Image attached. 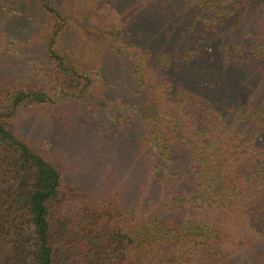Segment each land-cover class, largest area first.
<instances>
[{"label": "trees", "instance_id": "16d2710c", "mask_svg": "<svg viewBox=\"0 0 264 264\" xmlns=\"http://www.w3.org/2000/svg\"><path fill=\"white\" fill-rule=\"evenodd\" d=\"M0 13L24 25H1L11 53L15 36L44 54L39 77L0 82V264H264V0H0ZM62 100L83 120L70 109L34 146L20 110ZM64 130L96 142L89 162L62 157Z\"/></svg>", "mask_w": 264, "mask_h": 264}, {"label": "rangeland", "instance_id": "374dc122", "mask_svg": "<svg viewBox=\"0 0 264 264\" xmlns=\"http://www.w3.org/2000/svg\"><path fill=\"white\" fill-rule=\"evenodd\" d=\"M2 5V1H1ZM1 25L7 30H17L23 29V23L11 17H2L0 13V82L4 83L5 79L13 74L22 73L28 79H34L39 77L44 71L39 70L44 68L42 62H44L43 50L37 48L35 45H28L25 41H20L19 37L14 36V47L23 46L25 48L21 49L20 53L16 54L11 53L10 44H8L6 38L7 36L2 34L1 40ZM21 36L22 32L17 33ZM22 43V44H21ZM32 43V42H31ZM83 106L81 104L72 103L70 101H61L57 106L49 109H31L25 108L20 110L18 114V128L22 133L23 137L30 140L34 146H36L42 135L51 136L59 134L60 129L63 128V123L65 120L72 117L70 109H76L79 119L83 120L82 114ZM69 111V112H68ZM93 119L97 120L100 117L98 114H90ZM78 135V134H77ZM75 137L72 133L69 135V132L66 134L64 130V136L57 139L56 142L60 147L62 157L71 165H81L93 155L92 152L96 150V142L91 141L90 143L85 142V138L81 135V138L74 139ZM174 148L179 152L181 156L187 157V149L179 143H173ZM86 162V163H87ZM90 164H94L92 160ZM188 177L190 180V173L188 170ZM74 178H89L84 172H76L70 175ZM194 186V185H193Z\"/></svg>", "mask_w": 264, "mask_h": 264}]
</instances>
